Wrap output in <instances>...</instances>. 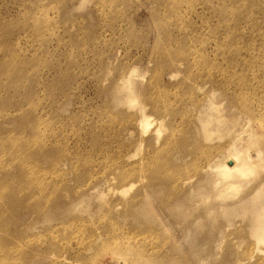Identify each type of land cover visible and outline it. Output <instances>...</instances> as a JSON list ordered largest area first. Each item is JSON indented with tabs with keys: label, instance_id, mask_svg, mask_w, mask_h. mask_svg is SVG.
<instances>
[{
	"label": "rangeland",
	"instance_id": "1",
	"mask_svg": "<svg viewBox=\"0 0 264 264\" xmlns=\"http://www.w3.org/2000/svg\"><path fill=\"white\" fill-rule=\"evenodd\" d=\"M235 134L261 161L218 196ZM261 177L264 0H0V264H264Z\"/></svg>",
	"mask_w": 264,
	"mask_h": 264
},
{
	"label": "bare ground",
	"instance_id": "2",
	"mask_svg": "<svg viewBox=\"0 0 264 264\" xmlns=\"http://www.w3.org/2000/svg\"><path fill=\"white\" fill-rule=\"evenodd\" d=\"M132 93L133 91L129 79L127 78L119 88L115 96V101L117 103L121 102L133 105L135 99ZM202 105H205V109L204 107L200 108L198 112L201 137L204 141H210L213 137H211V135H214L215 132L214 130L209 129L210 124L222 122L224 118L212 116L213 110L216 109V106L210 95L205 99V102H203ZM162 121V119L157 120L156 131L159 135L163 130ZM137 124L140 125L143 132H146L151 126L152 120L149 116L141 114L137 120ZM238 140V134H235L233 139L224 147L225 155L222 156V159L214 164L207 163L205 165L204 170L212 168L213 171H215L216 177L211 181V184L214 188H217L216 194L218 196H233L242 185V183L235 181L234 178L244 180L246 176L254 174L256 164L261 161V151L259 149H255L252 145L246 147L238 146ZM204 153L207 155V151ZM220 181H222L221 185L219 184ZM247 199L251 202L248 207V210L252 214V218L249 221L250 231L256 238L255 241L257 245L259 243L264 245V177H261L258 181L257 188L249 198H246V200ZM262 250L264 252V249ZM127 256H130V258L133 257L132 255ZM138 263L143 264V261L138 260Z\"/></svg>",
	"mask_w": 264,
	"mask_h": 264
}]
</instances>
